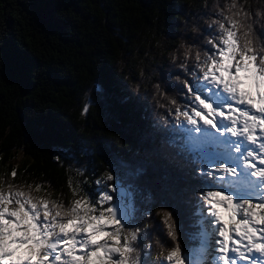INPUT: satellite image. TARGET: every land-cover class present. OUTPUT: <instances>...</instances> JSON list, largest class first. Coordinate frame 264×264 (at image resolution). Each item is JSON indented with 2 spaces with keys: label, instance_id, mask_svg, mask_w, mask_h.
<instances>
[{
  "label": "trees",
  "instance_id": "1",
  "mask_svg": "<svg viewBox=\"0 0 264 264\" xmlns=\"http://www.w3.org/2000/svg\"><path fill=\"white\" fill-rule=\"evenodd\" d=\"M217 1L0 0L4 190L11 183L67 204L72 188L91 191L113 173L115 182L131 187L142 204L138 210L151 212L141 221L152 233L145 245L160 239L173 244L162 220L169 210L181 245L188 250L197 244L198 230L187 215L188 166L179 167L185 160L170 143L173 134L154 128L149 100L160 107L161 74L167 77L169 60L189 46L184 24L194 18L201 24ZM238 3L251 15L264 11V0ZM252 17L250 23L264 27L261 16ZM19 154L24 159L16 164ZM36 184L43 186L39 193ZM159 185L165 190L154 192Z\"/></svg>",
  "mask_w": 264,
  "mask_h": 264
},
{
  "label": "snow or ice",
  "instance_id": "2",
  "mask_svg": "<svg viewBox=\"0 0 264 264\" xmlns=\"http://www.w3.org/2000/svg\"><path fill=\"white\" fill-rule=\"evenodd\" d=\"M252 20L230 0L185 48L180 72L161 74L167 104L159 106H172L161 131L173 134L170 143L188 166L200 259L181 245L169 210L162 220L173 244L157 241L160 264H264V32ZM173 77L179 84L167 83ZM173 90L181 99L168 98ZM108 181L115 174L91 191L72 188L65 204L11 183L5 191L0 180V264H153L144 251L153 248L144 243L152 233L141 225L151 212L139 211L131 191Z\"/></svg>",
  "mask_w": 264,
  "mask_h": 264
},
{
  "label": "rangeland",
  "instance_id": "3",
  "mask_svg": "<svg viewBox=\"0 0 264 264\" xmlns=\"http://www.w3.org/2000/svg\"><path fill=\"white\" fill-rule=\"evenodd\" d=\"M225 1H227V0H222V2L219 0V1H217L216 2V4L213 6V9H212V11H207L206 13H205V15L203 16V20H202V22H201V24H199V19L198 18H194V20H191L190 22H187L186 23V25L184 24V26H185V28H186V35L183 37V40H184V42H186L187 44H189V46H191V45H193V41L198 37V36H200V35H202L203 33L201 32V30L202 29H206L207 28V25L209 24V23H211V21L214 19V18H217V13H219L220 12V10H221V8H226V6L230 3V0L229 1H227V2H229V3H227V2H225ZM253 14L252 15H254V16H261L262 17V19H264V11H262V13H255V12H252ZM226 14H228V13H226ZM191 29H194V31H195V38L192 36V34H191ZM199 43H204V41H199ZM195 48H193V51L195 52ZM184 52H182L180 55H179V57H174L173 59H171V60H169V69L171 70L169 73H168V75L170 74V73H176V72H180V68H178L179 67V65H180V63H182L183 61H184ZM167 75V76H168ZM160 82H161V78H160ZM167 83H175V84H177V83H179V81H177L176 79H175V77H173V79L171 80V81H168ZM162 86V90H163V92H164V88H165V86L166 85H161ZM174 94V95H173ZM172 96V97H171ZM168 98L169 99H181V97H179L178 95H177V93L175 92V90H173V91H171V92H169L168 93ZM160 100H161V102L162 103H165V104H167V101L166 100H164V99H162V95H161V97L159 98ZM154 99H151V100H149L151 103H153L152 101H153ZM154 105H155V103H153ZM169 107H171V105H168V107H165V108H158V109H160V111L162 112V113H164L163 115L165 116V117H167L168 119H172L171 117H168L167 116V112H168V108ZM164 111V112H163ZM24 159V157L22 156V154H19L18 156H17V158L15 159V161H13L14 163H19L21 160H23ZM182 165H186V162H181L180 164H179V167L180 166H182ZM150 172H152V171H150ZM109 182H111V181H108V183ZM159 190H161V191H164L165 189H164V186H162V185H159V188L158 189H156L154 192H158ZM157 242V241H156ZM155 245H157V243L156 244H154L153 245V248L151 249V250H149L148 249V251H151V258L153 259V260H158L157 259V254H158V252L154 249V246ZM193 254L196 256V257H200V252H198V251H194L193 252Z\"/></svg>",
  "mask_w": 264,
  "mask_h": 264
}]
</instances>
